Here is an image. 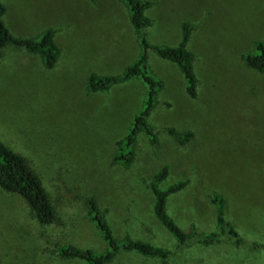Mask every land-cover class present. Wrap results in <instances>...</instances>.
<instances>
[{
	"label": "rangeland",
	"instance_id": "rangeland-1",
	"mask_svg": "<svg viewBox=\"0 0 264 264\" xmlns=\"http://www.w3.org/2000/svg\"><path fill=\"white\" fill-rule=\"evenodd\" d=\"M5 22L16 37L54 31L60 57L45 69L39 57L10 47L0 62V139L21 153L45 183L69 185L76 204L73 226L62 242L103 250L90 223L85 197L108 209L115 235L129 234L169 249L168 264H264V72L243 56L264 40V0H150L146 30L154 44L174 46L182 25H193L188 48L195 55L198 97L191 99L177 67L150 52V68L164 81L149 119L158 135L140 134L134 161H114L116 142L143 106L146 85L133 78L107 91L87 88L90 74L118 75L140 51L127 9L119 0H3ZM168 128L191 131L179 144ZM165 188L187 186L169 197L167 210L184 230L217 231L213 195L239 242L178 248L154 217L149 183L163 166ZM87 195V196H86ZM21 204L0 191V264H81L41 245L43 231ZM69 238V239H68ZM137 253L109 264H161Z\"/></svg>",
	"mask_w": 264,
	"mask_h": 264
},
{
	"label": "trees",
	"instance_id": "trees-1",
	"mask_svg": "<svg viewBox=\"0 0 264 264\" xmlns=\"http://www.w3.org/2000/svg\"><path fill=\"white\" fill-rule=\"evenodd\" d=\"M125 5L129 21L136 32L140 51L137 58L118 75L90 74L87 78V88L91 92L107 91L116 84L138 78L146 85V94L141 109L132 118L128 130L116 142L114 161L128 168L134 161L135 144L140 134L151 143L158 141L155 127L149 119L158 104V96L164 87V81L150 68L151 51L161 59L173 63L183 76L185 92L191 99L198 97L199 80L195 71V55L188 48L193 25L185 21L182 25V37L178 44L151 43L146 36V30L153 21L146 15L152 6L150 0H119ZM7 6L0 0V62L6 49L13 47L39 57L45 69H53L60 57V48L54 42V31L51 28L43 30L37 37H16L5 22ZM245 65L258 72H264V40L254 44L252 51L243 56ZM167 133L184 145L192 140L191 131H177L168 128ZM169 176V166L159 169L149 183L153 196L151 210L161 226L175 239L177 247L182 248L191 244L210 245L219 242L224 237L235 239L239 235L232 225L225 219V203L221 196L213 195L216 206L217 231L197 232L193 227L189 231L181 228L170 216L167 201L170 196L182 191L188 184L187 180H180L161 187ZM0 191L17 200L21 210L43 227L38 236L41 245L52 247L63 259L75 260L81 264H109L118 254L132 252L145 257L158 258L161 264H168L172 252L162 246L140 239H134L129 234L118 238L109 220L108 209L101 207L98 198L86 195L84 207L90 223L99 233L104 242L103 250L80 247L71 242H62L73 226V208L76 196L69 185L52 182L45 183L42 175L36 171L27 159L12 149L0 139ZM69 239V238H68Z\"/></svg>",
	"mask_w": 264,
	"mask_h": 264
}]
</instances>
